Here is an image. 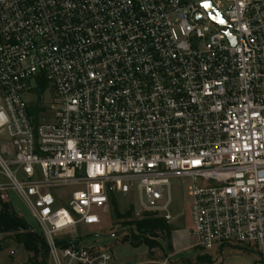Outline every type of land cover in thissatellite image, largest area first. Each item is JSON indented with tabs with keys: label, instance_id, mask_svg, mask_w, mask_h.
<instances>
[{
	"label": "built area",
	"instance_id": "obj_1",
	"mask_svg": "<svg viewBox=\"0 0 264 264\" xmlns=\"http://www.w3.org/2000/svg\"><path fill=\"white\" fill-rule=\"evenodd\" d=\"M0 176L51 264H113L77 231L113 198L170 221L175 178L195 247L264 264V0H0Z\"/></svg>",
	"mask_w": 264,
	"mask_h": 264
},
{
	"label": "rangeland",
	"instance_id": "obj_2",
	"mask_svg": "<svg viewBox=\"0 0 264 264\" xmlns=\"http://www.w3.org/2000/svg\"><path fill=\"white\" fill-rule=\"evenodd\" d=\"M35 97V95H26L29 102L35 101ZM32 112H36L34 108ZM172 181L170 191L172 202L169 209L172 219L167 221L162 218L171 228L168 239L162 235L150 236L151 242L159 245L136 246L131 237V232L136 231L135 226L126 225L124 222L140 219L149 212L142 211L135 198H119L116 200L117 210L114 209V204H111L109 210L104 213L100 225L77 231L85 237L81 244L105 246L119 259V262L124 264H143V253L156 264H256L259 262L260 254L253 247H250V251L228 245L215 246L211 250L195 247L190 214L191 198L188 195L189 179L175 178ZM0 183H7V180L0 176ZM1 193L4 194L5 199L1 198ZM1 199L9 202L18 216L24 218L35 231H40L31 212L15 191L8 189L0 192V208ZM11 237L13 235L0 232V264H27L28 258L32 256L31 253ZM205 256L209 260L201 262L199 258ZM48 263L51 264L49 260Z\"/></svg>",
	"mask_w": 264,
	"mask_h": 264
},
{
	"label": "trees",
	"instance_id": "obj_3",
	"mask_svg": "<svg viewBox=\"0 0 264 264\" xmlns=\"http://www.w3.org/2000/svg\"><path fill=\"white\" fill-rule=\"evenodd\" d=\"M114 209L117 210L118 205L116 199H112ZM126 225L135 226L136 231L131 232V237L135 241L136 246L147 244L152 247L159 245L151 242L150 236L162 235L168 239L171 234V228L168 223L156 214L146 213L140 219L124 222ZM0 232L11 237L31 253L27 264H49V247L46 239L41 231H35L32 226L13 210V206L1 199L0 208ZM10 238L9 236H6ZM250 251L249 247L235 246ZM1 248V246H0ZM201 262L208 261L207 256L199 258ZM190 264V263H189Z\"/></svg>",
	"mask_w": 264,
	"mask_h": 264
},
{
	"label": "crops",
	"instance_id": "obj_4",
	"mask_svg": "<svg viewBox=\"0 0 264 264\" xmlns=\"http://www.w3.org/2000/svg\"><path fill=\"white\" fill-rule=\"evenodd\" d=\"M137 249H140V248H137ZM143 253V252H142ZM143 257H144V261H143V264H156L155 261L149 259L148 257H146V255H144V253L142 254ZM116 257L114 256V263L113 264H124L122 262H119V259H115Z\"/></svg>",
	"mask_w": 264,
	"mask_h": 264
},
{
	"label": "water",
	"instance_id": "obj_5",
	"mask_svg": "<svg viewBox=\"0 0 264 264\" xmlns=\"http://www.w3.org/2000/svg\"><path fill=\"white\" fill-rule=\"evenodd\" d=\"M207 7H208L209 11L212 13L213 10H214L212 4L208 3V4H207ZM215 19H216L217 21H219L220 23H222V24H226V22H224L223 17H222L221 15L215 17ZM226 31H227V30H226Z\"/></svg>",
	"mask_w": 264,
	"mask_h": 264
},
{
	"label": "snow or ice",
	"instance_id": "obj_6",
	"mask_svg": "<svg viewBox=\"0 0 264 264\" xmlns=\"http://www.w3.org/2000/svg\"><path fill=\"white\" fill-rule=\"evenodd\" d=\"M207 6V5H206Z\"/></svg>",
	"mask_w": 264,
	"mask_h": 264
}]
</instances>
